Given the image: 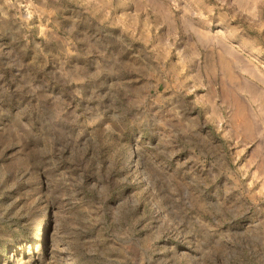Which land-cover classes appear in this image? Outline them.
<instances>
[{
    "label": "rangeland",
    "instance_id": "rangeland-1",
    "mask_svg": "<svg viewBox=\"0 0 264 264\" xmlns=\"http://www.w3.org/2000/svg\"><path fill=\"white\" fill-rule=\"evenodd\" d=\"M0 264H264V0H0Z\"/></svg>",
    "mask_w": 264,
    "mask_h": 264
}]
</instances>
